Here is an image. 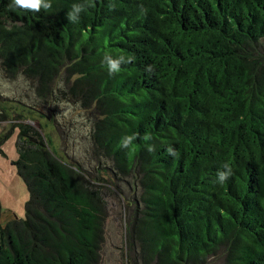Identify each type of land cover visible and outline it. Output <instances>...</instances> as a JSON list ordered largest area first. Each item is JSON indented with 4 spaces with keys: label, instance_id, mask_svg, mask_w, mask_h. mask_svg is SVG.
Returning <instances> with one entry per match:
<instances>
[{
    "label": "trees",
    "instance_id": "trees-1",
    "mask_svg": "<svg viewBox=\"0 0 264 264\" xmlns=\"http://www.w3.org/2000/svg\"><path fill=\"white\" fill-rule=\"evenodd\" d=\"M50 2L34 13L0 0V71L35 82L43 99L63 80L62 96L94 106L92 143L135 194L125 264H207L218 252L223 264H264V0ZM89 2L70 22L72 5ZM106 54L134 60L109 75ZM19 120L0 152L17 129L12 165L29 199L25 217L5 223L0 205V264H99L101 191ZM225 163L233 175L221 184Z\"/></svg>",
    "mask_w": 264,
    "mask_h": 264
},
{
    "label": "rangeland",
    "instance_id": "rangeland-1",
    "mask_svg": "<svg viewBox=\"0 0 264 264\" xmlns=\"http://www.w3.org/2000/svg\"><path fill=\"white\" fill-rule=\"evenodd\" d=\"M262 43L264 45V39ZM74 79V76L69 79V85ZM56 84L55 81L51 85L53 93H48L46 99H43L37 94L35 82L20 75L8 77L0 71V115L3 116L1 109L8 113L0 118V134L17 121L20 122L19 119L29 118L30 120L23 121L48 136L54 150L66 164L80 167L88 180L97 184L105 204L99 264H125L124 206L127 205V199L135 195L130 186L132 180L126 178V175L123 177L116 173L114 176L116 167L112 160L93 145L90 133L94 128L95 119L99 118L94 106L83 109L79 92L77 102H72L73 97L62 96ZM62 103L64 107H60ZM31 108L34 110H28ZM15 112L19 113L21 118L16 117ZM16 141L17 129L14 128L1 146V223L10 219H23L25 205L29 199L27 185L12 165V161L17 158ZM223 262L224 259L218 252L207 264Z\"/></svg>",
    "mask_w": 264,
    "mask_h": 264
},
{
    "label": "clouds",
    "instance_id": "clouds-1",
    "mask_svg": "<svg viewBox=\"0 0 264 264\" xmlns=\"http://www.w3.org/2000/svg\"><path fill=\"white\" fill-rule=\"evenodd\" d=\"M13 6L25 10L28 12H39L42 9L48 10L51 8V2L50 0H13ZM93 5L89 2L87 4H73L71 11L68 13V19L70 22H79V15L81 12L85 11L87 7H92ZM134 60V57H125L123 55L119 56L118 58H113L110 55H105L104 61L107 64L109 75L117 74L121 71V64H127L132 62ZM150 70V66L149 69ZM56 87L60 89L61 91H66L65 85L63 80H60L57 82ZM65 105L62 103L60 107H64ZM137 139V134L125 136L122 139L121 147L122 148H128L129 150H132L133 142ZM143 139L145 141L151 140V136L146 134ZM154 145H150L148 147V151H153ZM169 155L176 156L177 153L175 149L169 147L168 148ZM233 175V169L229 163H225L223 165V170L217 172V179L218 182L223 184L225 183L230 177Z\"/></svg>",
    "mask_w": 264,
    "mask_h": 264
}]
</instances>
